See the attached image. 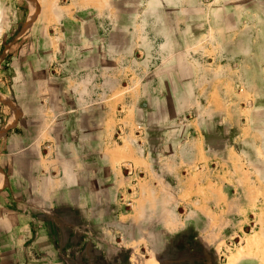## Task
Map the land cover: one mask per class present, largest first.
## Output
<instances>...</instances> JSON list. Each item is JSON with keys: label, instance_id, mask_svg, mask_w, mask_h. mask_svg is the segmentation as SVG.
Masks as SVG:
<instances>
[{"label": "crops", "instance_id": "crops-1", "mask_svg": "<svg viewBox=\"0 0 264 264\" xmlns=\"http://www.w3.org/2000/svg\"><path fill=\"white\" fill-rule=\"evenodd\" d=\"M9 2L0 264H264V0Z\"/></svg>", "mask_w": 264, "mask_h": 264}, {"label": "rangeland", "instance_id": "rangeland-1", "mask_svg": "<svg viewBox=\"0 0 264 264\" xmlns=\"http://www.w3.org/2000/svg\"><path fill=\"white\" fill-rule=\"evenodd\" d=\"M30 2V5H31V9H32V6H33V0H28ZM10 5V2L9 0H0V50H1V47L2 45L4 44V34L6 32V27L8 25V23H12L11 24V28H10V31L11 30H14L16 29V24H19L21 23V19H22V15H20V13H17V11H13V9L9 6ZM32 12V10H31ZM18 26V25H17ZM179 121H175L178 125H179ZM144 122L148 125H144ZM153 122V121H151ZM149 124H150V120H147V121H135V123H132L130 125H127V127H125V131H122V126H120V128H117V129H120L121 132L119 133V135L117 134H114V140H118L119 142L121 143H127L129 142V138L132 136L130 135L129 136V132H131V130L136 134V138H135V141L140 144V145H146L148 143L147 141V135L149 132H147V128H150L149 127ZM121 125V123H120ZM153 134L157 133L156 130H152ZM128 162L129 161H125L123 163L124 165V169L126 170V174L127 173V170H128ZM134 169L131 168V172H129L131 175L133 174H138V173H134L133 171ZM140 175H143L142 172L139 173ZM250 234H254L253 230L252 229H249L248 226H246L242 232L239 233V236H233V237H228L226 238L225 240V244H223L224 248L221 249L220 251V256L217 260V264H224L225 261H226V257L228 254H230L231 252H233L235 250L236 247H238L240 245V242L243 241V239L247 236V235H250ZM240 252V249H238V253ZM235 256H232V259L234 258Z\"/></svg>", "mask_w": 264, "mask_h": 264}, {"label": "trees", "instance_id": "trees-1", "mask_svg": "<svg viewBox=\"0 0 264 264\" xmlns=\"http://www.w3.org/2000/svg\"><path fill=\"white\" fill-rule=\"evenodd\" d=\"M23 21V19H21V21L20 22H22Z\"/></svg>", "mask_w": 264, "mask_h": 264}, {"label": "built area", "instance_id": "built-area-1", "mask_svg": "<svg viewBox=\"0 0 264 264\" xmlns=\"http://www.w3.org/2000/svg\"><path fill=\"white\" fill-rule=\"evenodd\" d=\"M128 170L130 171V168H128Z\"/></svg>", "mask_w": 264, "mask_h": 264}, {"label": "bare ground", "instance_id": "bare-ground-1", "mask_svg": "<svg viewBox=\"0 0 264 264\" xmlns=\"http://www.w3.org/2000/svg\"><path fill=\"white\" fill-rule=\"evenodd\" d=\"M30 15H31V14H30ZM30 15H29V16H30ZM30 17H31V16H30Z\"/></svg>", "mask_w": 264, "mask_h": 264}]
</instances>
